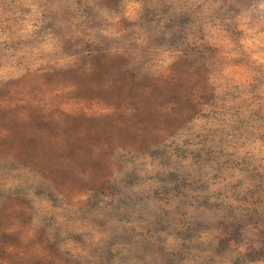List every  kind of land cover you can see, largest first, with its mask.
Listing matches in <instances>:
<instances>
[{
  "label": "rangeland",
  "instance_id": "374dc122",
  "mask_svg": "<svg viewBox=\"0 0 264 264\" xmlns=\"http://www.w3.org/2000/svg\"><path fill=\"white\" fill-rule=\"evenodd\" d=\"M261 2L213 0L220 4L213 19L214 26L215 20L220 22L216 36L205 39L203 28H198V46L189 49L191 55L174 66L162 86L161 82L141 78L137 71L129 69L124 57L109 55L112 42L95 31L89 32L100 26V13L105 7H122L124 0H61V12L45 17L34 43L51 34L58 41L60 58L70 67L67 71L41 68L19 82L0 85V154L13 155L19 162L39 169V176L34 179L35 192L63 209L60 215L64 222L55 216L46 218L35 238L23 243L20 236L31 228L35 215L33 201L25 199L32 188L17 190L15 194L0 188V264H129L130 258L123 256L117 245L133 244L136 229L124 228L119 233L118 222L131 220L135 205L143 201L129 203L120 199L119 204L109 202L100 207L105 195L122 196L125 187L138 182L132 175L127 178L128 184L121 182V188L110 185L109 156L117 147L146 150L161 125L175 127L187 113L185 105L193 89L202 97L211 95L206 81L209 70L231 67L246 83L255 77L253 88L264 85V69L253 68L246 53L239 61L225 54L233 47L239 50L243 33L237 31L236 16L242 10L258 8ZM145 3L153 7L146 12L143 26L152 32L154 24L163 22L167 30L175 33L172 41L160 39L155 43L183 47L185 28L193 21L186 15L165 21L171 9L166 0ZM237 64L245 67L237 69ZM189 85L193 87L190 89ZM17 100L25 102L15 108L9 106ZM162 109L171 114L164 115ZM157 154L164 155L154 153ZM85 176L89 177L87 181ZM157 179L159 187L148 197L153 201L151 215L155 219L147 220L143 211L138 216L144 221L140 227L147 237L140 245L144 253L139 257L142 264H193V248L209 256L196 264L264 262V176L251 174L254 187L244 196L233 189L236 207L209 204V197L203 196L197 201V213L192 218H188L185 208L197 197L190 198L188 191L203 186L188 183L176 171L158 175ZM84 184L95 189L89 202L65 207L68 197ZM173 196L179 198L175 213L161 206L170 204ZM121 207L126 210L121 211ZM148 207L144 204L145 209ZM108 208L113 211H106ZM220 212L225 213L223 218H218ZM17 224L20 228L10 234L7 229ZM212 230L217 232L219 247L213 244L204 249L192 243L201 232ZM161 232L167 235L160 236ZM95 233L110 236L97 242ZM172 235L185 241L180 251L165 250L163 245ZM232 240L237 247L247 243V257L233 259V249L229 247ZM69 243L72 247L61 251V246ZM148 254L151 259H145ZM217 255L219 260L215 259Z\"/></svg>",
  "mask_w": 264,
  "mask_h": 264
},
{
  "label": "clouds",
  "instance_id": "9594fccd",
  "mask_svg": "<svg viewBox=\"0 0 264 264\" xmlns=\"http://www.w3.org/2000/svg\"><path fill=\"white\" fill-rule=\"evenodd\" d=\"M171 9L164 20L188 16L193 23L185 28V43L183 47H173L168 43L158 45L156 41H172L174 31L167 30L164 23L153 27L155 31H148L143 26L144 17L148 9L153 6L146 4L145 0H124L122 7L115 9L105 7L100 13V26L89 29L95 31L107 41L112 42L108 48L109 55L121 56L128 61V68L138 72L141 78L163 82L171 77L174 66L182 60H187L191 55L190 48L198 46L197 29L202 27L205 39L211 40L216 36L219 20L213 25L214 12L219 9V3L213 0H166ZM61 12V0H0V85L19 82L23 78L35 74L41 68L54 67L67 71L70 67L64 58H60L57 51V40L51 34L46 35L39 43H34L45 17L52 13ZM151 16V13H148ZM162 15V14H161ZM255 17V19H254ZM159 19V16L157 17ZM239 25L237 31L243 33L239 40V50L235 47L226 51V55L233 61L242 59L246 53L249 63L255 69H264V0L258 8L242 10L236 16ZM79 34V33H77ZM123 45V46H121ZM62 47V46H61ZM75 60V58H71ZM245 67L237 64L236 68ZM206 81L211 89V95L202 97L193 89L186 101L187 113L184 118L173 128L161 125L154 132V141L150 142L147 149L117 147L111 156L108 183L115 188H121V182L128 184V177L135 175L138 182L125 187L124 194L117 193L116 197L105 195L100 203H120L124 199L131 203L137 200L143 203L135 205L136 211L132 212L131 220L119 221V233L124 228L136 229L134 242L131 245H117V249L125 257H129V264H142L140 247L147 238L140 227L144 221L138 219L141 211L145 212L147 220H154L151 215L153 201L148 199L150 193L159 187L158 175H166L176 171L182 179H187L193 185H202L197 191H188L191 198L197 200L187 206L185 211L188 218L197 213V201L203 196L209 197V204H224L236 207L238 201L233 195V189L244 196L254 187L250 182L251 174L264 176V85L253 88L255 77L251 83H246L233 68L209 70ZM227 85L222 87V85ZM190 89L192 85L188 86ZM24 100H17L9 105L15 108L23 104ZM164 115H170L162 109ZM163 153L164 155H154ZM170 161L166 164L163 161ZM39 176V169H33L18 160L13 155L0 154V188L10 194L17 190L27 191L25 199L33 201L35 215L31 221V228L25 229L20 236L23 243H28L35 238L36 230L43 227L46 218L55 216L63 223V209L54 207L49 199L37 196L34 179ZM86 181L89 177H83ZM242 185V186H241ZM169 186H172L171 184ZM95 192L88 184L73 192L68 197L69 204L81 206L87 204ZM64 199L63 196L60 197ZM177 197L173 196L170 204L161 205L166 211L175 213L178 206ZM144 204L149 205L147 209ZM121 211H125L121 207ZM112 212V208L106 209ZM224 212L218 214L223 218ZM214 222V220L212 221ZM20 228L19 224L7 231L15 233ZM97 242L101 238L107 239L110 234L103 237L95 233ZM160 236L167 235L159 233ZM216 230L201 232L199 237L192 241L200 248L207 249L211 245L219 247L220 241L216 239ZM156 243L155 240L152 241ZM185 243L175 235L168 236L165 245L166 251H180ZM160 245L157 243V247ZM72 245H62L61 251L71 248ZM233 259L241 256L247 257L248 245L245 242L239 247L235 240L229 245ZM259 250V244L255 245ZM9 251L13 249L9 248ZM190 257L193 264L196 261L209 259L206 252L193 248ZM151 259V254L145 256ZM219 260V256H215ZM187 264V262H185ZM246 264H253L247 261ZM264 264V262H257Z\"/></svg>",
  "mask_w": 264,
  "mask_h": 264
}]
</instances>
